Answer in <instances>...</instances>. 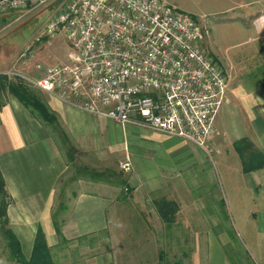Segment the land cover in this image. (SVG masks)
Segmentation results:
<instances>
[{"label":"rangeland","instance_id":"rangeland-1","mask_svg":"<svg viewBox=\"0 0 264 264\" xmlns=\"http://www.w3.org/2000/svg\"><path fill=\"white\" fill-rule=\"evenodd\" d=\"M161 1L190 15L206 31L200 43L201 50L222 69L228 83L239 82L235 70L240 71V79L246 83H257L253 82L256 78L259 83H264V72L260 71V65L254 63L256 58L252 54L255 50L250 53L249 47H245L242 58H236L234 63L228 61L240 45L241 38L236 26L218 23L209 28V22L223 16L213 0ZM61 2L50 0L48 4L19 17L11 13L0 17V71L20 69L32 77L35 63L52 65L67 62L68 48L60 33L34 41L45 19ZM231 107L232 110H227L222 104L217 107L214 119L219 127L216 128L218 134L207 140L205 150L180 139L178 150L182 153L176 158L174 169L165 174L167 185L149 196L147 207L136 206L129 193L117 190L124 199L116 200L112 218L103 233H98L85 244L70 242L61 250L53 248L56 264H172L176 259H180L182 264H190L192 254L198 257L194 261L199 264H216L219 251L231 264L251 261L264 264V200L257 202L248 197L246 186L240 183L239 161L231 155L230 139L235 132L243 134L249 121L233 104ZM57 141L63 155L69 152L77 157L67 165L57 182L55 197L61 192L62 199L61 195L77 187V179H85L74 173L75 166L88 164L82 152L75 153L69 144ZM221 152L230 154L228 159H221ZM111 163L107 161L112 169L114 164ZM261 173L257 171L244 176H260ZM126 174L121 171L120 177L125 178ZM74 176L77 178L70 180ZM111 179L117 181L116 176ZM185 181H192L190 192L193 200H168L167 194L175 197L186 195ZM79 184L80 189L89 188L82 181ZM204 188L209 189V195H205ZM56 202L54 200V209ZM159 210L165 215L162 221L171 224L160 232L155 230L153 222V211ZM186 210L193 211V216L187 218L188 224L184 226L180 222L184 220ZM176 220L179 225L172 222ZM0 264H16L8 255L1 234Z\"/></svg>","mask_w":264,"mask_h":264},{"label":"crops","instance_id":"crops-1","mask_svg":"<svg viewBox=\"0 0 264 264\" xmlns=\"http://www.w3.org/2000/svg\"><path fill=\"white\" fill-rule=\"evenodd\" d=\"M213 1L219 7V14L223 16L209 22V28L218 23L236 26L241 38L240 45L233 55H230L228 61L234 63L233 60L236 58H242L245 47H249L250 53L255 50L252 54L256 58L254 63L260 65V71L264 72V0ZM10 70H2L0 74L5 75L8 80L12 79L11 72L25 75L20 69ZM235 77L239 82L228 83L227 79L226 90L219 105L222 104L227 110H232L233 104L243 118L249 121L248 128L243 134L239 135L241 131L235 132L230 139L231 155L237 157L239 161L232 142L241 137L247 138L264 154V83H259L257 78L253 80L257 83H246L240 79V71L236 70ZM39 94L55 113L56 120L66 134L73 151L82 152V157L87 160L86 166L107 170L105 180L77 179L78 183L75 181L77 187L70 188L68 194L62 195L63 206L58 211L57 221L61 235L66 240L65 244L70 242L76 245L85 244L106 229L109 219L112 218L116 200H120L121 195L117 192L120 189L118 181H112L111 177L121 176L118 163L125 157H128L131 164L125 183L130 188L128 196L136 206L147 207L149 196L158 193L167 185L168 179L165 174L174 169L176 158L182 153L178 150L181 138L139 125L120 124L109 118L66 105L49 94L40 92ZM0 101V174L10 197L5 215L7 226L19 241L21 252L27 257L37 228L41 230L48 246L57 243L50 214L56 200L58 178L66 167L65 160L48 126L30 115L6 90L0 91ZM215 114L213 124L219 129L214 119ZM229 155L220 153L221 159ZM107 161L113 162L112 169L109 168V164L107 165ZM239 170L240 183L246 186L248 197L257 202L263 201L264 165L252 171L242 172L239 161ZM257 171H261L262 175L244 176ZM81 181L89 188L80 189ZM184 186L186 191L184 197L167 194V199L193 200L190 192L192 181H185ZM203 191L205 195L210 193L207 188ZM153 213L156 231L160 232L164 226L171 225L162 221L160 213L156 211ZM262 213L264 216L263 211ZM192 216L193 211L186 210L184 220L180 223L187 225V218ZM172 222L179 225L178 220ZM79 237L81 240H78ZM197 258L192 254L190 264H199L198 261H194ZM216 264L231 263L219 251ZM245 264L259 263L251 261Z\"/></svg>","mask_w":264,"mask_h":264},{"label":"built area","instance_id":"built-area-1","mask_svg":"<svg viewBox=\"0 0 264 264\" xmlns=\"http://www.w3.org/2000/svg\"><path fill=\"white\" fill-rule=\"evenodd\" d=\"M50 0H0V17H17ZM18 19V18H16ZM61 34L66 63H35L26 85L66 105L134 124L205 150L227 79L200 47L206 33L161 0H62L35 42ZM119 169L128 173L125 157Z\"/></svg>","mask_w":264,"mask_h":264},{"label":"trees","instance_id":"trees-1","mask_svg":"<svg viewBox=\"0 0 264 264\" xmlns=\"http://www.w3.org/2000/svg\"><path fill=\"white\" fill-rule=\"evenodd\" d=\"M3 90H6L10 95H12L30 115L39 119L45 126H48L50 133L56 140H62L63 142L69 144L66 134L56 120L55 113L42 99L39 94L40 91L26 85L17 76L8 80L5 75L0 74V91ZM69 147L71 148V146ZM232 147L237 153L242 172L252 171L264 165V154L259 149L253 147L252 143L247 138L241 137L234 140L232 142ZM73 159L74 157L69 152H66L64 154L65 166L67 167L68 164L71 165L73 163ZM105 172H107V170H97L85 165L75 166L74 168V173L77 174L78 177L81 176L82 178H87L91 181L105 180ZM110 175L112 174H108V176ZM75 178L77 177L74 176L70 180ZM117 181L122 192L129 193L130 188L126 185L125 178H121L119 176ZM60 194L61 192L56 197V208H53L50 214L52 227L57 236V243L54 244V246H48L45 243L41 230L37 228L34 234L30 253L27 257H25L21 252L19 241L7 226L5 208L10 201V197L5 190L4 182L0 174V234L5 240L8 255L16 264H56V259L53 258L52 249L56 248L57 250H61L62 248L67 247L65 244L66 240L61 235L57 221L58 211L61 210L63 206ZM119 199H124V196L120 195ZM158 212L162 218L165 217L161 210ZM82 238H84V236H82ZM78 240H81V237H79ZM172 264H182V262L180 259H176L172 262Z\"/></svg>","mask_w":264,"mask_h":264}]
</instances>
